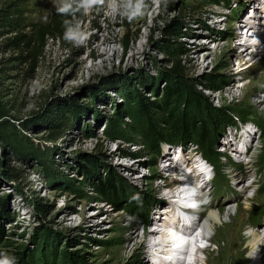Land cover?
<instances>
[{
  "label": "rangeland",
  "instance_id": "1",
  "mask_svg": "<svg viewBox=\"0 0 264 264\" xmlns=\"http://www.w3.org/2000/svg\"><path fill=\"white\" fill-rule=\"evenodd\" d=\"M226 1L108 0L103 10L94 11L92 4L85 3L84 18L75 29L81 38L67 43L58 37H48L42 57L32 69H29V64H16L14 59H7L15 52L13 49L3 50L0 45V100L15 121L16 129L25 135L23 138L48 149L46 160L50 170L47 176L36 158L17 155L0 142V216H5L1 219L5 231L0 233V249L17 246L31 255L33 264H41L42 258L66 264L62 253L65 249L85 252L93 264H148L149 256L153 258L154 254L140 243V235L135 232L137 230L141 234L147 222L138 220L125 208L127 198L120 204L110 203L88 185L90 177L82 179L80 174L88 158L96 157L97 173L101 177L105 176L104 170L108 168L126 187H136L168 202L167 187L178 185V181L167 175L169 168L161 169L165 157L160 154L164 150L174 152L176 147L163 144L160 153H153L143 144L138 122L130 120L126 111L134 109L131 94L138 79L146 80L144 92L149 98L160 95V90L156 94L151 93L150 87L169 57L164 49L172 41L167 40L163 26L180 15H184L187 25L180 40L188 48L189 75L195 79H202L212 71L224 75L226 84L215 90L205 89V92L216 104L230 105L244 114L248 113L246 120L239 121L247 125L246 132L250 129L255 131L250 159L240 162L234 160L228 151H223L227 132L234 130L233 125L219 138L223 144L218 149L224 154L216 165L211 163L220 189H213L208 183L202 199L205 205L214 204L212 207L220 211L223 221H227L228 211H231V217L216 232L220 240L207 245L211 248L218 243L223 245L227 234L237 225L245 232L244 229L247 231L253 227L251 221L259 217L264 219V63L256 56L254 61L257 65L252 67L248 62L239 68L237 53L226 49L229 38L236 34L235 30L228 31V24L237 22L234 14L239 11L238 5L246 7L249 0ZM59 2L37 0L33 6L36 14L44 19ZM137 3L140 11L130 17ZM263 16H257L258 20L264 19ZM125 32L130 39L123 43L121 36ZM94 48H107L108 54H97ZM135 48L141 49L131 57ZM236 49L238 51L240 47ZM229 59L232 60L231 65L227 64ZM253 76L259 78L252 79ZM104 77H116L119 82L108 88L102 84ZM232 82L234 92L229 93L228 85ZM242 85V90L237 88ZM64 100L74 101L82 109L75 113L66 112L67 128L60 137L50 140L47 138L49 129L37 111L44 107L45 113H50V107ZM115 106L119 110L123 108L126 123L116 114L109 116ZM105 117L117 122L125 137L133 138V141L104 134ZM258 122L263 123L259 135L256 128H251L252 123L256 125ZM127 148L136 150L135 156L123 155L122 150ZM190 148L197 149L193 143H187L186 151ZM51 159L53 162H49ZM148 161L152 164L147 167ZM249 166L254 168L253 175ZM238 172L244 176L239 182L232 181L230 174ZM254 176L257 177L254 189L256 192L258 184L259 192L246 202V195L254 186H249L245 192L240 190ZM117 181L118 186L122 185L120 180ZM232 184L237 190L232 189ZM104 187L109 185L103 184ZM162 208L156 203L149 207L148 220L154 219L150 223L152 226L157 227L159 218L156 215L161 214ZM82 213L85 218H81ZM156 236L159 239V235ZM247 255V252L240 251L239 260ZM225 257L222 246L214 262L227 264Z\"/></svg>",
  "mask_w": 264,
  "mask_h": 264
},
{
  "label": "trees",
  "instance_id": "2",
  "mask_svg": "<svg viewBox=\"0 0 264 264\" xmlns=\"http://www.w3.org/2000/svg\"><path fill=\"white\" fill-rule=\"evenodd\" d=\"M107 1L98 0V2L92 3V11L103 10ZM35 2L37 0L0 1V45L3 50L13 49L15 52L7 59H14L16 64H29V69H32L42 57L48 37H58L62 42H70L72 39H66L65 33L75 31L78 22L84 18L85 0H60L47 12L44 19L42 15L36 14L33 6ZM65 5L68 6L67 11H59ZM43 10L42 7L41 11ZM238 10L234 14L235 19L245 13V7L238 5ZM186 28L184 15L173 18L171 22L163 26V31L168 37L167 40L172 41L164 49L168 51L169 57L166 60V66L159 71L154 78L155 82L153 80L150 87L151 93L156 94L160 90V95L149 98L144 92L147 88L146 80L138 79L131 94L135 104L134 109L132 112L126 111V116L130 120L138 122V132L143 144L148 146L153 153H160L163 144L185 146L187 143H193L209 161L216 165L221 154H224L218 149L223 144L219 140L223 131L229 126L237 125L239 120H246L245 115L248 113L244 114L245 112L230 105L216 104L205 92V89L215 90L226 84L224 75L214 71L207 73L202 79H195L189 75L190 64L186 61L188 48L180 40V37L186 33L184 31ZM129 39L128 32L121 36L123 43ZM101 80L102 84L108 88L119 82L116 77H104ZM77 105L74 101L64 100L61 103L60 101L56 103L55 107H50V113H45L44 107L37 111L43 124L49 129L48 139L55 140L62 135L63 130L67 128L66 112L75 113L81 110L82 106ZM123 111V108L119 110L115 106L109 116L116 114L122 122H125ZM8 112L7 107L0 100V142L2 146H7L17 155L33 156L39 161L43 172L49 176L50 170L46 160L48 149L25 140L23 138L25 135L16 129V123ZM20 122L22 127L26 126L22 120ZM259 122L256 124L262 132L263 123ZM103 133L111 137L133 141V138L125 137L120 125L117 122H112L109 117L104 118ZM164 152L160 155L162 156ZM122 154L135 156L136 150L127 148V150H122ZM226 155L229 158V155ZM49 162H53V160L51 159ZM151 164V161L146 163L147 167ZM98 166L96 157H89L84 168L81 169V178L90 177L91 181L88 185L92 189L98 190L110 203L120 204L122 199L127 198L124 201V206L138 220L148 222V210L153 203H156L157 206L166 204L164 198L156 197L154 194L136 187H128V185L126 187V184L108 168L104 170L105 176L101 177L97 173ZM95 175L97 176L94 181ZM82 179L78 181L80 182ZM117 180H120L122 185L118 186ZM103 184L109 185V187L103 188ZM257 213L261 215L260 212ZM4 217L0 216V233L5 231L3 220H1ZM62 253L66 264H93L88 260L90 257L79 249H65ZM0 260L7 261V264H33L31 255L23 249H18L17 246L1 248ZM40 262L41 264H56L54 260L48 262L43 258Z\"/></svg>",
  "mask_w": 264,
  "mask_h": 264
},
{
  "label": "bare ground",
  "instance_id": "3",
  "mask_svg": "<svg viewBox=\"0 0 264 264\" xmlns=\"http://www.w3.org/2000/svg\"><path fill=\"white\" fill-rule=\"evenodd\" d=\"M250 8H253V9L251 10ZM245 10H246L245 13H242L241 17H239L238 19H235V21H237V22H232V23L228 24V29H229L228 31L232 32V30H235L236 34L229 38L228 44L226 45V49H229L230 52H233L235 54L237 53V55L239 56L238 57L239 58V68H242L243 65L247 64L248 62H249V64H251L252 67L254 65H257L258 63L254 61L256 56H259L260 61H262V63H264V33L260 34V35H256L254 40H250L251 38H254L253 30H251L249 32V34L248 33L244 34L242 32V28H243V26H245L244 24H242L244 22L243 20L247 21L248 17L250 18L248 21L251 23V25L249 27L250 29L254 26H259V25H257L258 22H261V21L264 22V19L258 20V18H257V16H259V17L261 16V18H262V16L264 15V0H249L248 2H246ZM249 10L251 13L249 15H247V12H249ZM245 15H247L248 17H245L244 19H242ZM263 18H264V16H263ZM233 28H235V29H233ZM235 39H237V40H235ZM238 47H240V49L237 51L236 48H238ZM139 49H141V48H135V50H133L134 52L131 54V57H134L135 52L139 51ZM226 49H225V51H226ZM108 50L109 49H107V48H104L103 50H100L98 48L93 49V51L97 54H99L100 52L108 54ZM244 50L246 51L245 53H244ZM227 64L231 65L232 60L229 59L227 61ZM241 71L242 70H240L239 72H241ZM257 78H259V77L258 76L252 77V79H257ZM250 81L251 80H249V82ZM233 87H234V82H232L228 85V92L229 93L234 92ZM237 88H240L242 90L244 88V86L243 85L237 86ZM250 132H251V129L249 130V132H247V134H249ZM231 145H232V143H231ZM166 154H168V152H164V154L162 156H165ZM249 159H250V156H249ZM249 159H247V160H249ZM166 165L167 164L164 161V164L161 165V169H163V168L168 169V167H166ZM253 171H254L253 166L252 167L249 166V172L251 173ZM251 175H253V173H251ZM242 176H244V175H241L240 172H238L236 174L235 173L230 174L231 180L235 181V182H239ZM256 178L257 177L254 176L253 178H250L251 180L249 183L242 185V188L240 190L242 192H245L249 186H254L252 188V192L249 195L248 194L246 195V198H245L246 202L251 199L253 194H256L257 192H259V190L256 192L254 190V188L256 186ZM160 186L161 185L159 184L158 187H160ZM172 188H173V190H172ZM181 191H182V188H180L179 184L171 186V187H167V194L172 195V197H176L175 195H181L180 194ZM194 196H195V198H197V200L199 201L200 204H203V199H202L203 196L201 194H199L198 192H194ZM212 205H214V204H212ZM212 205H209L207 203V205L205 207L200 206L196 210H191V211H192L193 215L195 216L196 220L198 221L199 227L204 230L203 236L206 239L210 240L211 242H214V241L217 242L220 239L218 238V236H216V232H218V230L221 229V227L227 223V221L231 217V211H228L226 213L227 221L226 220L223 221L222 216L220 214V211L217 210L216 208L212 207ZM161 206L163 208L160 210L166 211L167 208L169 207V204L166 201V204L161 205ZM99 210H102V209L100 208ZM169 210H171V209H169ZM80 215H81V218H85L83 213ZM156 217H158L159 218L158 220L160 221V222L159 221L156 222L157 227L152 226V224H150L154 220V219H152V221L150 220V222L148 220L149 223L148 222L146 223L141 234H139L137 232V230L135 231L137 233V236L140 235V243L141 244L144 243L146 245L147 251H149V253L151 252L152 254H154L153 258L151 256H149L150 258L153 259V261H150V258H149L148 264H156L157 259L159 257V253L163 252V251H170L173 254L176 253V256L178 258H181L183 261H187L188 258L186 255H184L180 252H177V250L174 249V243L173 242H170L169 240L164 239L163 236H164L165 232H164V229L162 228V226L160 225L161 224L160 219L162 218L161 214L159 213V215H156ZM180 218H181L180 214H178V213L172 214V220L173 221H178V220H180ZM250 225H252V224H250ZM239 228L240 227L237 225V227L234 230H231L227 234V236L223 242V245H221V243H218L215 248H211L209 245H207V247H203L201 249V253H203V256L205 257L204 264H218V263H215L214 261H215L216 257H218L220 249L222 246L224 247V251L226 252V257L224 260L228 261L227 264H264V232L261 231L259 228H256L255 226L251 227L253 230L251 228H250V230H247V231H246V229H244L245 232H242ZM214 230H216V231H214ZM156 235H159V239H156V237H157ZM170 238L174 242L179 241V239L176 237L170 236ZM237 247H239V248H237ZM152 248H154L153 252H152ZM240 251L248 253V255L245 259L239 260V252ZM145 264H147V263H145ZM193 264H201V254H199V255L197 254L195 256ZM219 264H226V263L219 261Z\"/></svg>",
  "mask_w": 264,
  "mask_h": 264
},
{
  "label": "clouds",
  "instance_id": "4",
  "mask_svg": "<svg viewBox=\"0 0 264 264\" xmlns=\"http://www.w3.org/2000/svg\"><path fill=\"white\" fill-rule=\"evenodd\" d=\"M98 2V0H85V3L87 5H91L92 3H96ZM68 6L65 5L63 8L59 9V11L61 12H65L67 11ZM140 11V4L137 3L136 8L132 11V13L130 14L131 16H136ZM65 38L66 39H80L81 38V34L75 31H68L65 33ZM199 247H207V241L205 240L203 243H201L199 245ZM196 246H193L190 250V254L189 257L187 259V264H193L195 257L192 255V253L195 252ZM204 259L205 257L203 256V253H201V264H204ZM0 264H7V261L5 260H0Z\"/></svg>",
  "mask_w": 264,
  "mask_h": 264
}]
</instances>
